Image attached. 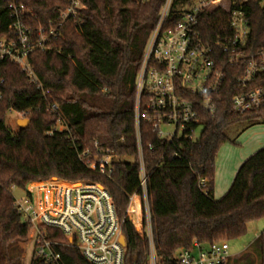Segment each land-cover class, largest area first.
Masks as SVG:
<instances>
[{
    "label": "trees",
    "instance_id": "1",
    "mask_svg": "<svg viewBox=\"0 0 264 264\" xmlns=\"http://www.w3.org/2000/svg\"><path fill=\"white\" fill-rule=\"evenodd\" d=\"M165 0L85 1L80 20L59 26L68 0H0V35L11 25L8 6L24 5L37 25L59 26L62 38L53 51L34 52L30 64L42 90L29 84L13 64L2 65L5 85L0 99V264H22V244L31 226L14 206L11 188L24 191L31 183L50 190H100L112 197L126 240L125 264H149L151 253L158 264H179L178 254L194 243L211 245L246 236L250 223L264 219V148L239 168L227 194L214 200L215 160L229 140L226 132L238 123H264V115H235L231 99L235 77L227 70L222 103L214 117H206L195 140H183L181 159L142 124V158L147 175L146 196L150 232L139 235L140 205L144 196L135 133L136 80L144 49L156 26ZM190 0H175L180 5ZM176 8L174 9V11ZM251 53L264 50V0H249L245 8ZM49 105H56L52 113ZM27 113L30 125L13 130L6 123L9 109ZM64 127L59 131V126ZM110 150L113 173L96 164L87 167L78 157L85 148ZM151 145V149L149 146ZM94 155L97 151L93 150ZM205 180L204 187L200 181ZM47 182V183H42ZM35 192V191H34ZM36 195V194H35ZM29 196V195H28ZM37 196V195H36ZM49 241L66 243L56 229L46 228ZM256 264H264V232L253 244ZM64 264H89L72 248H58ZM253 252L237 260L255 264ZM30 264H43L31 259Z\"/></svg>",
    "mask_w": 264,
    "mask_h": 264
},
{
    "label": "built area",
    "instance_id": "2",
    "mask_svg": "<svg viewBox=\"0 0 264 264\" xmlns=\"http://www.w3.org/2000/svg\"><path fill=\"white\" fill-rule=\"evenodd\" d=\"M85 1L90 0H68L59 16V26L70 19L80 20ZM248 2L190 0L176 6L175 0L164 1L136 80L134 122L145 197L142 124L172 149L174 159H181L182 141L197 139L206 117L217 114L227 70L235 77L231 112L241 116L252 112L264 115V50L251 53L248 49L250 27L245 12ZM8 11L11 25L6 34L0 35V99L5 85L1 71L4 64L18 67L29 84L42 90L30 56L37 51H53V42L62 38L59 26L54 27L53 22L48 27L37 25L34 14L24 5L11 4ZM48 110L56 113L58 107L49 105ZM9 112L15 111L11 108ZM27 114L16 113V121L28 118ZM93 150L98 153L94 155ZM78 157L87 167L99 164L107 168V176L113 173L114 155L110 150L99 149L97 143L93 149L80 151ZM84 184L96 185L102 191L49 190L45 192L47 203L42 211L36 208L27 191L24 190L23 199L14 196V206L33 232L31 259L43 264H64L58 248L65 247L77 250L89 264H125L122 224L110 193L101 184ZM205 184V180L200 181V186ZM16 191L11 188L13 194ZM46 228L61 232L66 243L49 241ZM230 258L226 242L194 243L191 250H183L177 256L179 264H227ZM21 260L24 264L23 256ZM149 264H158L153 250Z\"/></svg>",
    "mask_w": 264,
    "mask_h": 264
},
{
    "label": "rangeland",
    "instance_id": "3",
    "mask_svg": "<svg viewBox=\"0 0 264 264\" xmlns=\"http://www.w3.org/2000/svg\"><path fill=\"white\" fill-rule=\"evenodd\" d=\"M16 118H17V115L15 112H9L6 117L7 125L11 127L13 130H17V128H19L17 125V122L19 120L21 121L23 119H29V118H22V119L18 118L16 121ZM26 125L27 124H23L21 126L25 127ZM59 129L63 130L64 127L61 125L59 126ZM226 136L228 137L229 141L221 147L216 157V160H215V176H214L215 193L214 194L217 199L221 198L226 193V192L224 193L219 192L221 183L226 178V176H229V177L233 176L232 178V182H233L239 166L242 163H244L246 159L253 156V154H255L256 151H258L259 149L260 150L263 149L264 147V123L258 122L253 125L247 122L238 123L227 130ZM54 179L59 180L57 178H52L48 180L47 182H50ZM65 183H68V182H65ZM79 183L80 182L69 183V184L78 185ZM38 184H41V183L28 184L25 188V191L31 194L36 208L42 211L44 205L47 203L46 202L47 195L45 192L49 191L51 188L46 187V186H37ZM25 191L17 190L14 193V196L17 197L18 199H23L26 196ZM133 197L130 200V204L127 210V216L139 235L141 236L143 235L145 223L147 224V228L145 231L149 235H151L150 225H149L150 211H149V204H148L147 196L146 197L145 195L143 197L137 196L139 199V205H140V224L139 225L134 224V221H133L134 219L129 214V208H130ZM263 232H264V219L250 223L248 226V232L246 236H244L243 238L230 241V242L225 241L226 243L229 244L230 256H231L227 264H239L237 260L241 258V255H240L241 253H244L246 250L247 251L245 252V254L253 252L254 251L252 250L253 246L251 245L256 240V238ZM32 236H33V232L30 229L27 242L21 245L23 249V258L25 260L24 264H30V261H31V256L33 252ZM122 240L123 239H121V244L124 245ZM62 244H65V243H62ZM253 254H254V259H255V264H256L257 262L256 254L254 252ZM241 264H245V263H241Z\"/></svg>",
    "mask_w": 264,
    "mask_h": 264
},
{
    "label": "crops",
    "instance_id": "4",
    "mask_svg": "<svg viewBox=\"0 0 264 264\" xmlns=\"http://www.w3.org/2000/svg\"><path fill=\"white\" fill-rule=\"evenodd\" d=\"M263 148H264V147H263ZM259 150H260V149H259ZM259 150H258V151H259ZM256 152H257V151H256ZM246 160H247V159H246ZM244 162H245V161H244ZM242 164H243V163H242ZM242 164H241V165H242ZM241 165L239 166V168L241 167ZM239 168L237 169V171L239 170ZM234 173H235V172H234ZM234 173H233V174H234ZM235 176H236V175H235ZM232 178H233V176H230V177H229V176H226V178L222 181L221 186H220V191H219V192H220V193H224V192H226V193H225L221 198H219V199H217V198L215 197V194H214V193H215V185H214V188H213V196H214V200L219 201V200H221V199L227 194V192L229 191V189H230V187H231L230 184H231V182H232ZM42 183H46V182H42ZM232 183H233V182H232ZM231 185H232V184H231ZM229 186H230V187H229ZM227 190H228V191H227ZM260 235H261V234H260ZM260 235H259V236H260ZM259 236H258V237H259ZM258 237H257V238H258ZM257 238H256V239H257ZM255 241H256V240H255ZM255 241L253 242V244L255 243ZM253 244H252L251 246H253ZM246 251H247V250H246ZM246 251H245V252H246ZM245 252H244V253H241L240 255H241V256L244 255ZM240 255H238V256H240ZM238 256H237V257H238Z\"/></svg>",
    "mask_w": 264,
    "mask_h": 264
},
{
    "label": "water",
    "instance_id": "5",
    "mask_svg": "<svg viewBox=\"0 0 264 264\" xmlns=\"http://www.w3.org/2000/svg\"><path fill=\"white\" fill-rule=\"evenodd\" d=\"M23 124H27L25 127H23V126H21V125H23ZM17 125H18V127L20 128V129H24V128H27L29 125H30V119H23V120H19L18 122H17ZM123 240V244H124V246L126 247V240H125V238L123 237L122 238Z\"/></svg>",
    "mask_w": 264,
    "mask_h": 264
}]
</instances>
